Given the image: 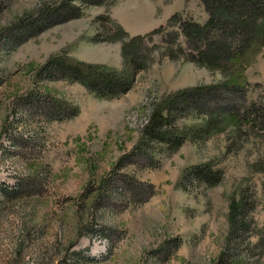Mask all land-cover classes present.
<instances>
[{
	"label": "rangeland",
	"instance_id": "374dc122",
	"mask_svg": "<svg viewBox=\"0 0 264 264\" xmlns=\"http://www.w3.org/2000/svg\"><path fill=\"white\" fill-rule=\"evenodd\" d=\"M63 2L0 0V264H264V120L224 115L264 108V47L236 74L168 57L157 34L131 88L101 97L42 68L65 56L129 78L131 38L207 15L200 0H117L38 33ZM206 86L222 88L197 106L222 115H179L175 150L139 147L156 110ZM55 100L77 114L51 120ZM197 168L219 181L206 185Z\"/></svg>",
	"mask_w": 264,
	"mask_h": 264
},
{
	"label": "trees",
	"instance_id": "16d2710c",
	"mask_svg": "<svg viewBox=\"0 0 264 264\" xmlns=\"http://www.w3.org/2000/svg\"><path fill=\"white\" fill-rule=\"evenodd\" d=\"M115 1L117 0H64L58 9L47 11L48 15H43L45 20L50 16L54 19L42 25L38 33L56 24L79 18L83 6L112 4ZM76 3L81 6H76ZM200 3L207 15L204 24L191 20L180 22L178 18L180 16L174 15L166 26H161L148 36L133 37L124 45V51L128 56L130 79L123 74L101 71L84 63L70 61L65 56L47 61L41 74L46 73L50 80L62 79L78 82L89 92L101 97H118L131 88L137 73L146 69V61L150 58L151 50L154 48L151 45L152 38L157 34H165L162 44L165 46V54L172 59L181 57L209 70L242 73L241 71L245 70L250 63L249 57L264 47V0H200ZM173 27H176L180 34L168 31ZM179 35L185 40V49L176 45ZM145 45L151 46L148 48ZM219 88L222 87L206 86L176 93L167 103L166 115L160 109L153 113L145 128V140L143 139L145 143L139 147L142 149L145 146L144 149H149V143H157L169 150L179 148L185 138L172 134L170 130L172 125L179 115L185 116L192 111H196L197 114L202 112L209 122H212L218 114L222 115L218 112L219 109L203 110L201 109L203 107L197 106V102L214 95ZM238 89L232 88L231 91ZM37 104L41 103L37 101ZM47 107L51 109L47 111L46 116L49 118L52 116L51 120L57 121L74 117L78 112L76 107L57 100L52 101ZM263 109L261 106L255 107V104H251L243 113L232 108L231 113L225 111L224 115L227 121L233 120L239 125L245 124L253 128L264 120ZM193 174L206 185H213L219 181L218 176L216 177L207 168L194 169ZM241 205L242 202L239 206ZM238 215L239 213H235V217Z\"/></svg>",
	"mask_w": 264,
	"mask_h": 264
}]
</instances>
